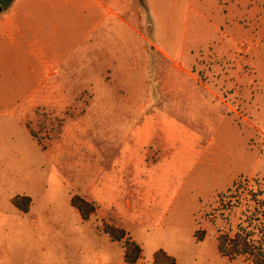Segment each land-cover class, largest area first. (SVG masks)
Segmentation results:
<instances>
[{
    "label": "rangeland",
    "instance_id": "374dc122",
    "mask_svg": "<svg viewBox=\"0 0 264 264\" xmlns=\"http://www.w3.org/2000/svg\"><path fill=\"white\" fill-rule=\"evenodd\" d=\"M76 195L142 264H251L218 239L264 228V0H0V223Z\"/></svg>",
    "mask_w": 264,
    "mask_h": 264
},
{
    "label": "crops",
    "instance_id": "0c3cea01",
    "mask_svg": "<svg viewBox=\"0 0 264 264\" xmlns=\"http://www.w3.org/2000/svg\"><path fill=\"white\" fill-rule=\"evenodd\" d=\"M14 207L16 216L10 222L0 223V264H126L125 242L127 239L135 242L129 231H126L128 234L126 240L114 242L101 229L103 224L101 221H104V219L100 218L101 220H99V208L90 220L84 221L79 210L73 207L72 201L71 208L68 211L60 213L48 211L49 215L47 216L46 212L44 219L39 217L34 219L35 206L33 202L28 213L20 211L15 205ZM55 207H57L55 203L47 205V209ZM59 216L73 217L77 222V228H82L83 234L89 237L90 240L92 239V247L85 245L74 247L72 238L75 233L79 234L81 232L79 230L74 229L75 231H73L72 227L67 225L59 227L63 228L60 230L52 229L50 223ZM44 220L46 222H43ZM108 222L112 223L111 220ZM45 233L48 236V239H45L47 241L40 242L38 238L40 236L44 237ZM56 236L59 241L54 244L50 239ZM34 240L37 241V244L34 243ZM142 262L143 254L135 264H142ZM153 262L154 257L149 264H153ZM249 262L252 264L250 260Z\"/></svg>",
    "mask_w": 264,
    "mask_h": 264
},
{
    "label": "trees",
    "instance_id": "16d2710c",
    "mask_svg": "<svg viewBox=\"0 0 264 264\" xmlns=\"http://www.w3.org/2000/svg\"><path fill=\"white\" fill-rule=\"evenodd\" d=\"M15 0H4L11 3ZM13 204L22 212L28 213L32 204L30 197L18 196L13 200ZM72 205L79 210L84 221L90 220L94 216L98 207L83 197L76 195L72 199ZM102 230L108 234L114 242H122L128 237L127 232L121 227L113 223L103 222ZM262 236L255 239L253 234L248 232L246 228L239 227L233 237L221 234L218 239L219 254L227 259H237L241 257L248 258L252 264H264V228L260 229ZM198 240L204 241L205 235L198 237ZM143 254V250L139 244L127 239L125 242V262L126 264H135ZM153 264H177V260L170 256L164 250H159L154 255Z\"/></svg>",
    "mask_w": 264,
    "mask_h": 264
}]
</instances>
